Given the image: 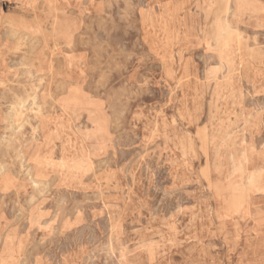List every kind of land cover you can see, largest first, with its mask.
<instances>
[{
	"label": "rangeland",
	"instance_id": "obj_1",
	"mask_svg": "<svg viewBox=\"0 0 264 264\" xmlns=\"http://www.w3.org/2000/svg\"><path fill=\"white\" fill-rule=\"evenodd\" d=\"M263 179L264 0H0V264H264Z\"/></svg>",
	"mask_w": 264,
	"mask_h": 264
},
{
	"label": "bare ground",
	"instance_id": "obj_2",
	"mask_svg": "<svg viewBox=\"0 0 264 264\" xmlns=\"http://www.w3.org/2000/svg\"><path fill=\"white\" fill-rule=\"evenodd\" d=\"M71 61V60H70ZM263 159V158H262ZM148 170V169H147ZM4 172V171H3ZM142 174V173H141ZM264 180V179H263ZM146 194V193H145ZM65 235V234H64Z\"/></svg>",
	"mask_w": 264,
	"mask_h": 264
}]
</instances>
